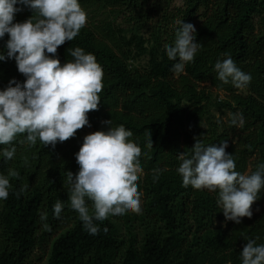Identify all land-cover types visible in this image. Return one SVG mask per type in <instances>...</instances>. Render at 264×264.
Here are the masks:
<instances>
[{"label":"trees","instance_id":"trees-1","mask_svg":"<svg viewBox=\"0 0 264 264\" xmlns=\"http://www.w3.org/2000/svg\"><path fill=\"white\" fill-rule=\"evenodd\" d=\"M175 1L79 0L84 10L114 18L86 23L56 53L63 64L73 59L68 49L80 47L102 67L103 88L97 110L87 113L89 128L105 130L102 121L111 120L112 127L131 130L129 139L141 150V211L94 221L100 230L89 234L70 207L65 180L67 171L78 172V139L88 126L54 148L20 143V134L14 157L6 163L0 158V173H17L9 176L8 198L0 200V264H28L38 249L47 251L46 264H241L245 236L264 244V189L251 205V218L225 223L217 193L182 186L176 171L178 155L190 153L195 138L216 146L226 140L242 174L264 162V0H183V7L171 10ZM31 15L25 8L15 21ZM120 16L125 27L115 24ZM180 20L194 25L202 46L176 75L165 45L173 44ZM7 39L0 40L5 52ZM225 54L251 74L245 88L216 79L213 66ZM143 56L149 57L145 70L134 65ZM12 78L24 80L14 58H6L0 61V89ZM236 113L243 115V127L230 124ZM154 169L161 170L155 181ZM58 199L64 207L56 218Z\"/></svg>","mask_w":264,"mask_h":264},{"label":"clouds","instance_id":"clouds-1","mask_svg":"<svg viewBox=\"0 0 264 264\" xmlns=\"http://www.w3.org/2000/svg\"><path fill=\"white\" fill-rule=\"evenodd\" d=\"M25 8L32 15L22 22L15 21V15ZM86 20L79 0H0V40L8 35L6 52L0 50V61L14 58L24 77L23 82L12 78L0 89V145L5 146L0 148V158L5 163L14 157L13 141L20 134H24L20 143L34 146L39 141L54 148L58 142L74 137L78 129L91 127L87 113L98 108L103 69L92 53L80 47L69 48L73 59L63 64L56 55L58 46L72 41ZM177 23L174 42L165 45V51L169 60L176 61L172 70L182 72L202 45L196 41L192 23ZM213 71L220 82L238 89L245 88L252 78L237 67L229 54L215 62ZM102 123L107 128L85 135L75 153L78 172L67 171L65 176L70 207L91 235L100 230L94 221L141 211L137 185L142 173L140 147L129 139L133 134L124 125L112 127L111 120ZM230 124L243 127V115L233 114ZM195 140L190 153L178 155L181 162L176 171L182 186L216 192V205L225 223L240 224L242 217L251 218V205L264 189V162L257 164L254 171L242 174L235 170L233 154L225 150L226 140L219 146ZM146 147H152L151 139ZM160 171L153 170L154 181ZM15 175L11 170L7 175L0 173V200L8 198L9 176ZM63 207L58 199L53 206L56 218ZM40 220L46 221L47 213L42 212ZM43 227L47 229L49 225L43 223ZM243 239L246 244L239 253L241 264H264V244L246 236Z\"/></svg>","mask_w":264,"mask_h":264},{"label":"rangeland","instance_id":"rangeland-1","mask_svg":"<svg viewBox=\"0 0 264 264\" xmlns=\"http://www.w3.org/2000/svg\"><path fill=\"white\" fill-rule=\"evenodd\" d=\"M184 5V1L183 0H176L174 3H173V6L171 8V10H173L174 8H181L183 7ZM87 14V20H86V23L87 24H93V23H98L100 20L104 19V18H107V17H110V19L108 21H112L114 16H109L108 14H104V15H95L94 13H92L91 9H88V10H84ZM115 24L116 25H119V26H124L125 27V19L123 16H120L116 21H115ZM148 62H149V57L147 56H143V57H140L138 58L135 62H134V65L139 67L140 69L142 70H145L147 67H148ZM180 72H178L176 75H178ZM217 92L216 91H213V95L216 96ZM219 97L220 98H223V93H218ZM92 133V129L89 128V127H84L83 130L81 131V134H80V138L78 139V143H79V146H81L82 142H83V137L87 134H90ZM48 248V247H47ZM41 255H44V258L42 259H39V256ZM47 251L44 252L43 250H40L38 249L33 257L31 258V261L30 263L28 264H46L47 263Z\"/></svg>","mask_w":264,"mask_h":264}]
</instances>
